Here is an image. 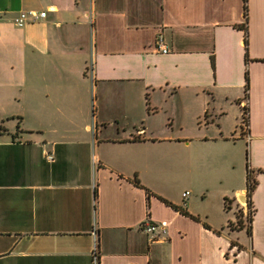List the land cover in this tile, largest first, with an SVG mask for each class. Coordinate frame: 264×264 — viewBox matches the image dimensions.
Instances as JSON below:
<instances>
[{
	"label": "crops",
	"instance_id": "crops-1",
	"mask_svg": "<svg viewBox=\"0 0 264 264\" xmlns=\"http://www.w3.org/2000/svg\"><path fill=\"white\" fill-rule=\"evenodd\" d=\"M246 7L247 63L244 0H0V264H264V0ZM28 9L46 16L17 26ZM239 139L250 236L227 226Z\"/></svg>",
	"mask_w": 264,
	"mask_h": 264
},
{
	"label": "trees",
	"instance_id": "trees-1",
	"mask_svg": "<svg viewBox=\"0 0 264 264\" xmlns=\"http://www.w3.org/2000/svg\"><path fill=\"white\" fill-rule=\"evenodd\" d=\"M240 29L243 30L244 32V46H245V62L247 63L249 61L248 58V40H247V7H246V0H244V22L240 25H237ZM212 65H213V58H212ZM244 96L243 99H247L248 97V90H249V74H248V69H245L244 73ZM247 123H248V107L246 105L241 106V115H240V120H239V134L240 135H245L246 134V128H247ZM261 171H264L262 169ZM246 195H247V212L245 213L243 208L237 207L235 210V216L236 219L234 222L229 221L227 226L230 228H236V229H242L245 228L248 236L251 235V223H252V215L255 212L252 200H251V195L252 192L255 188L256 185V179L254 177V169H252L249 165L248 162V150L246 149ZM134 182L136 184H139L137 179H134ZM162 201H164L166 204L172 206L174 209H178L181 213L188 215L192 217L193 219H197L195 216H192L191 214L188 213L185 207H178L177 205L172 204L171 202L167 201L166 199L160 197ZM230 201L228 197H224V209L229 210L230 209ZM240 209V213L236 212L237 209ZM244 215V216H243ZM246 222V224H245ZM206 227H209L206 225ZM241 245H239L240 247Z\"/></svg>",
	"mask_w": 264,
	"mask_h": 264
},
{
	"label": "built area",
	"instance_id": "built-area-1",
	"mask_svg": "<svg viewBox=\"0 0 264 264\" xmlns=\"http://www.w3.org/2000/svg\"><path fill=\"white\" fill-rule=\"evenodd\" d=\"M46 16L45 10H35L28 9L20 11L14 18L13 21L17 26H23L27 23L37 22L43 19ZM156 49L158 52L167 53L169 51L167 44L164 42L163 36L161 34L158 35L156 40ZM48 160H53L52 155H47ZM189 191H185L182 193L184 197L188 195ZM146 232L157 233L159 236L166 232L164 224L154 223L151 221H146L143 226ZM92 255L94 260L97 258V246L94 245L92 250Z\"/></svg>",
	"mask_w": 264,
	"mask_h": 264
},
{
	"label": "rangeland",
	"instance_id": "rangeland-1",
	"mask_svg": "<svg viewBox=\"0 0 264 264\" xmlns=\"http://www.w3.org/2000/svg\"><path fill=\"white\" fill-rule=\"evenodd\" d=\"M1 84L3 83L0 82V92L3 88ZM229 116H230L229 114L224 115V119L229 118ZM246 149H247L246 140L239 139L238 141L233 143V149L230 155L231 163L230 161L227 160L226 173H227V176H230L232 178V181H234L233 182L234 185L235 183H237V181H241L244 179V171L246 167ZM210 178H211L210 180V183H211L212 177ZM213 182L215 186L220 185V183H218L216 180ZM239 211L240 209L238 208L236 212L240 213Z\"/></svg>",
	"mask_w": 264,
	"mask_h": 264
},
{
	"label": "water",
	"instance_id": "water-1",
	"mask_svg": "<svg viewBox=\"0 0 264 264\" xmlns=\"http://www.w3.org/2000/svg\"><path fill=\"white\" fill-rule=\"evenodd\" d=\"M240 200H241V202H242L244 205H246V204H247V195H246V194H242V195L240 196Z\"/></svg>",
	"mask_w": 264,
	"mask_h": 264
}]
</instances>
